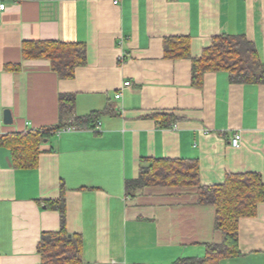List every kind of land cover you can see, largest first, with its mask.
Listing matches in <instances>:
<instances>
[{
  "label": "crops",
  "instance_id": "0c3cea01",
  "mask_svg": "<svg viewBox=\"0 0 264 264\" xmlns=\"http://www.w3.org/2000/svg\"><path fill=\"white\" fill-rule=\"evenodd\" d=\"M0 1V140L97 115L45 139L36 166L15 165L0 145V264H41L42 234L61 228L47 202L62 186L83 264H175L221 243L215 207L198 203L197 187L131 195L126 183L143 159L161 158L197 164L207 186L238 173L264 182V83L236 84L225 70L201 86L192 79L193 58L222 34L248 37L264 63V0ZM33 41L82 43L87 64L62 79L49 60L24 58ZM61 94L75 97L63 118ZM240 247L220 264H264V201L241 219Z\"/></svg>",
  "mask_w": 264,
  "mask_h": 264
},
{
  "label": "trees",
  "instance_id": "16d2710c",
  "mask_svg": "<svg viewBox=\"0 0 264 264\" xmlns=\"http://www.w3.org/2000/svg\"><path fill=\"white\" fill-rule=\"evenodd\" d=\"M185 50L187 44L183 41ZM25 59H47L52 69L62 79H72L76 69L87 64V50L82 43L61 41L26 42L23 47ZM185 52V51H184ZM186 54V53H185ZM225 70L231 82L236 84L264 83V63L260 60L255 43L245 35H219L199 58H193V85L201 86L203 76L209 71ZM75 97L61 94V118L72 114ZM97 115L60 122L44 129H30L5 136L0 145L10 148L15 165L36 166L40 148L45 139L65 128L82 129L96 122ZM62 121V120H61ZM97 125V124H96ZM96 128V126H91ZM195 186L198 203L215 207V227L223 233V241L210 244L204 257H188L175 264H220L222 259L241 255L240 221L257 214L264 201V182L258 173L229 174L221 185H203L195 163L179 159H143L137 178L128 180L126 189L136 194L148 186ZM65 188L59 199L48 201L50 208L61 216V228L57 232H44L38 245L41 264H83L82 238L70 234L66 226Z\"/></svg>",
  "mask_w": 264,
  "mask_h": 264
},
{
  "label": "built area",
  "instance_id": "2783aa9c",
  "mask_svg": "<svg viewBox=\"0 0 264 264\" xmlns=\"http://www.w3.org/2000/svg\"><path fill=\"white\" fill-rule=\"evenodd\" d=\"M44 1H53V0H44ZM115 3L117 4L118 1H115ZM6 8H7L6 3L0 1V14H1L3 11H5ZM126 84L128 85L129 83L127 82ZM120 95H121V94H118L117 97H119ZM240 143H241V134H240V133H237V134L235 135V137L232 139V144H233L234 146H238V145H240ZM109 264H119V263H109ZM126 264H127V263H126Z\"/></svg>",
  "mask_w": 264,
  "mask_h": 264
},
{
  "label": "water",
  "instance_id": "95a60500",
  "mask_svg": "<svg viewBox=\"0 0 264 264\" xmlns=\"http://www.w3.org/2000/svg\"><path fill=\"white\" fill-rule=\"evenodd\" d=\"M12 115L10 110H6L5 112V122L12 123Z\"/></svg>",
  "mask_w": 264,
  "mask_h": 264
}]
</instances>
